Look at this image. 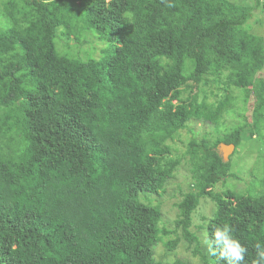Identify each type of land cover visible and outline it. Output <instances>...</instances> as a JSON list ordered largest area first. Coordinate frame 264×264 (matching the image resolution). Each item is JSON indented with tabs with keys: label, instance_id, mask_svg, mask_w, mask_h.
<instances>
[{
	"label": "trees",
	"instance_id": "trees-1",
	"mask_svg": "<svg viewBox=\"0 0 264 264\" xmlns=\"http://www.w3.org/2000/svg\"><path fill=\"white\" fill-rule=\"evenodd\" d=\"M258 4L0 0V264H192L156 259L161 242L166 253L185 242L201 264H227L210 254L225 225L247 248L244 264H256L264 174L244 191L214 188L232 175L219 143L264 138V109L215 139L173 145L191 121L218 129L235 89L247 98L264 67L263 39L247 27ZM86 34L105 45L100 56L57 47ZM182 163L193 189L170 229L140 196L159 195ZM204 197L215 206L199 227L208 255L192 230Z\"/></svg>",
	"mask_w": 264,
	"mask_h": 264
},
{
	"label": "rangeland",
	"instance_id": "rangeland-1",
	"mask_svg": "<svg viewBox=\"0 0 264 264\" xmlns=\"http://www.w3.org/2000/svg\"><path fill=\"white\" fill-rule=\"evenodd\" d=\"M238 4L252 5L254 0H231ZM247 27L250 32L262 37L264 42V0H259V4L253 11L252 17L247 22ZM85 41L81 43H74L69 41L65 46L60 39H58L57 47L62 50H68L72 54L91 57H98L101 55V49L104 44L95 35L86 34ZM204 90H208L207 95H210L209 89L204 86ZM236 96L234 110L224 116L223 123L218 129L213 125L191 121L188 128L180 132V140L174 143L177 151L184 149V143L191 137H200L202 135L208 138L215 139L220 136L225 130L243 122L249 123L251 116L255 109H264V67L256 74L253 84L248 90L247 98H244L243 92L235 89ZM214 96H210L212 100ZM247 132V131H246ZM183 142V143H182ZM231 162V176L224 182L216 184L215 191H224L226 189H233L235 191H244L249 187L250 181L264 174V138L257 135L247 136L243 135L241 142L234 148L229 155ZM234 175V176H233ZM193 189V184L190 180V173L186 164H181L175 171L173 178L169 179L159 195L148 194L147 197L140 196L143 202L158 205L162 211V219L160 225L172 229L173 222L177 216L178 210L176 202L182 197L184 192ZM215 206L209 198H201L199 205L194 210L192 219V230L199 235L201 241L200 249L203 253L208 255L209 243L205 237L203 227V218H209L213 215ZM172 238V236H169ZM167 239V237H165ZM164 238V239H165ZM154 250V257L156 259H163L172 261L176 258L190 261L192 264H201L197 257L192 256L191 248L187 247L185 242H180L174 251L166 253L165 246L158 243Z\"/></svg>",
	"mask_w": 264,
	"mask_h": 264
},
{
	"label": "clouds",
	"instance_id": "clouds-1",
	"mask_svg": "<svg viewBox=\"0 0 264 264\" xmlns=\"http://www.w3.org/2000/svg\"><path fill=\"white\" fill-rule=\"evenodd\" d=\"M212 241L214 248L210 249L211 255L215 256L219 252L220 259L227 261V264H244L247 248L235 237L230 226L217 228ZM256 264H264V251L258 252Z\"/></svg>",
	"mask_w": 264,
	"mask_h": 264
},
{
	"label": "water",
	"instance_id": "water-1",
	"mask_svg": "<svg viewBox=\"0 0 264 264\" xmlns=\"http://www.w3.org/2000/svg\"><path fill=\"white\" fill-rule=\"evenodd\" d=\"M235 146L232 143L225 144V143H219L218 145V151L222 155V158L224 161H227L229 158V155L234 150Z\"/></svg>",
	"mask_w": 264,
	"mask_h": 264
},
{
	"label": "bare ground",
	"instance_id": "bare-ground-1",
	"mask_svg": "<svg viewBox=\"0 0 264 264\" xmlns=\"http://www.w3.org/2000/svg\"><path fill=\"white\" fill-rule=\"evenodd\" d=\"M100 83V82H99Z\"/></svg>",
	"mask_w": 264,
	"mask_h": 264
}]
</instances>
